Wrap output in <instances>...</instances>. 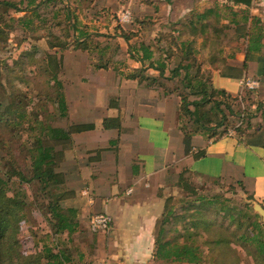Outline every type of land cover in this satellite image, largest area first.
Here are the masks:
<instances>
[{"label": "rangeland", "instance_id": "374dc122", "mask_svg": "<svg viewBox=\"0 0 264 264\" xmlns=\"http://www.w3.org/2000/svg\"><path fill=\"white\" fill-rule=\"evenodd\" d=\"M0 1L11 4L7 8L4 7L5 5L0 7V15L3 16L0 23L5 30V41L0 40V104H2L0 110L3 114L0 120V170L3 172L13 163L22 169L28 170L29 167L25 149L29 136L25 128L26 123L18 124L12 135L8 126V123L12 121V114L5 112L3 106L15 104L16 106H12V109L17 108L29 118L37 116L45 119L54 127H64L68 123V118L60 117L57 104L50 99L52 92L49 84H52V81L49 80V75L39 73L41 62H44L48 53H55L56 57L63 59L59 77L68 101L76 98V82L83 77V74L88 75L93 70L100 71L94 69V64L98 63L97 68H102L101 65L106 64L105 68L109 69L115 65L119 66L120 62L130 66L134 64V61L129 58L130 52L127 46L149 40L154 44L153 38L158 32L164 35L158 43L163 46L170 44L171 47H177L181 40L192 39L193 47L197 50L195 56L201 63L200 69L203 77H212V72L222 64L240 62L243 39L240 38V31H236V25L231 22V19L236 20L240 27L243 25L241 19L243 9L250 11L240 5H226L229 0H33V4L31 0ZM214 2L222 3L224 6L219 7L217 14H212L203 21L204 32L199 28V24L195 31H192L186 19L193 17L194 13L205 10ZM35 4H38L37 14L32 8ZM233 11L238 15L231 16L230 13ZM256 17L262 19L264 16L256 15ZM23 19L26 22H23ZM261 21L264 33V21ZM80 30L90 34L88 48L75 46L72 42ZM50 34L55 35V38L52 39ZM128 35L130 37L126 40L125 37ZM48 41L63 43L66 47H49ZM220 48L223 49L221 54L218 53ZM171 62L169 64L174 65L176 60L172 58ZM35 72H38L39 76L36 77ZM107 80L110 81L109 76L102 80L103 83L100 80L96 81L94 85L96 95H104L110 89L111 84L103 90ZM260 89V85L253 90L242 87L240 94L235 98L230 96L227 99L228 105L224 104L222 108L225 110L229 106L237 113L242 111L255 113V116L251 117V123L264 125V120H262L264 96ZM259 101H263L260 106H258ZM211 104L209 102L207 105ZM238 123L240 120L237 115L229 114L228 119L225 120L227 124L225 128L228 127L227 133L233 131V127ZM214 124L215 122L210 123L211 126ZM221 129L222 127L218 128L216 133H219ZM216 136L217 134L210 137L215 138ZM56 169L65 172L66 161L60 160ZM183 177L195 186L198 195L202 194L208 198H227L231 205H234V212L237 209H244L246 205L249 212L258 213L253 201L249 200V191L245 190L239 182L198 178L187 170L184 171ZM16 186H20L25 191L26 198L31 203L28 218L19 222L16 234L19 251L23 254H31L39 252L43 246H48L53 251L63 250L73 259L71 264H98L99 252L93 245L95 236L89 228V223L94 215L104 212L83 213L77 197L74 195L68 198L67 193L59 203L63 208L69 206L78 208L77 231L71 235L65 231L54 234L48 223L50 214L45 207L53 194L61 192L64 187L60 189L52 187L44 191L36 182L19 183ZM70 187L71 185L69 186L66 181V190ZM171 198L167 205L168 207L174 206V215L170 222L163 226L165 238L178 242H186L190 237L196 238L198 242L196 244L201 246L202 250L200 262L196 264H213V259L218 254L214 242L210 240L211 233L204 230L198 231L200 227L195 229L187 224L185 228H189V236L184 234V224L190 219V215L198 213L215 221V225L222 226L220 230L236 249V254L232 253V255L239 258L240 264H255L248 252L249 247H244L241 244L242 240H238V233L241 236L243 230L237 232L232 219L219 211L216 205L217 209L200 211L199 208H193L199 204L193 203V210H188L184 205L190 198L184 195L181 188L176 195H171ZM259 220L262 221L261 216ZM241 221H243L242 218ZM228 262L233 264L235 261Z\"/></svg>", "mask_w": 264, "mask_h": 264}, {"label": "crops", "instance_id": "0c3cea01", "mask_svg": "<svg viewBox=\"0 0 264 264\" xmlns=\"http://www.w3.org/2000/svg\"><path fill=\"white\" fill-rule=\"evenodd\" d=\"M249 9L252 15L264 16V0H252ZM244 59L242 46L240 62L227 64L240 67ZM222 68L212 72L215 88L239 95L240 79L248 76L259 80L264 96V44L248 55L241 75L223 74ZM94 69L100 71L83 74L76 82V98L66 100L68 124L94 127L72 134L64 161L67 184L75 190L82 212H104L111 218L107 231L94 234L98 264H186L161 262L155 255L157 221L166 198L179 192L178 180L185 170L198 178L239 182L253 203L264 208V146L249 144L234 132L215 138L195 134L192 151L186 153L177 95L146 88L113 68L94 64ZM107 76L110 81L103 90L111 84L110 89L96 95V81L103 83ZM108 118L115 122H104ZM200 150L204 154L193 157Z\"/></svg>", "mask_w": 264, "mask_h": 264}, {"label": "trees", "instance_id": "16d2710c", "mask_svg": "<svg viewBox=\"0 0 264 264\" xmlns=\"http://www.w3.org/2000/svg\"><path fill=\"white\" fill-rule=\"evenodd\" d=\"M31 1L33 4V0ZM230 4L231 6L240 5L249 9L252 0H229L226 5L230 6ZM3 5L7 8L11 4L0 1V7H3ZM37 6L38 4H35L32 7L35 13ZM222 6H224L222 3L214 2L211 6L206 7L205 10L194 13L193 17L186 19L188 26L191 27L192 31H195L197 24H199V28L204 32L205 25L203 21L210 15L217 14L219 7ZM243 10V13H241L243 25L238 27V23L234 19H231V22L236 25V31H240V38L243 39L245 59L240 67L231 66L227 63L222 64L223 68L221 70L223 74L241 75L246 70L248 55L253 51H260L263 46L262 39L264 38V33L261 19L256 17V15H252L249 10ZM230 14L231 16L238 15L235 11ZM2 17L0 15V21ZM23 22H26V20L23 19ZM4 32L5 30L0 23L1 41H5ZM89 35V33L80 30L78 35L72 39V42L75 43V46L88 48ZM50 36L52 39L55 38V35L50 34ZM163 36V33H156L153 38L154 44L149 40L148 42L140 41L134 45L127 46L130 52L129 58L138 63L139 67L127 66L126 63L120 62L119 66L121 68L115 65L113 69L124 78L137 79L146 88L154 89L160 87L164 93L173 92L179 97L178 119L180 130L183 133V143L186 153L192 151L190 141L195 134L206 135L207 137L216 134L217 136L227 134L228 127L225 128L227 125L225 124V120L228 119L229 114H236L240 120V123L234 126L231 132L236 133L237 136H240L249 144L264 146V125H253L251 123V117H254L255 113L244 111L237 113L229 106L225 110L222 108L224 104L228 105L227 99L231 95L222 89L215 88L212 84L211 76L203 77L200 69L201 63L195 56L197 50L193 47L194 41L192 39H184L177 44V47H171L170 44L163 46L158 44L160 38ZM129 37L130 35L126 36L125 39L128 40ZM215 37L217 38V34H215ZM48 43L49 47H66L63 43L52 41H48ZM222 51V48L218 49V53L221 54ZM100 53L103 55L102 51ZM172 58L176 60L174 65L169 64ZM99 61H101L100 57ZM41 64L39 67L40 72H38L42 75H49V80L52 81V84H49L52 92L50 99L53 103L57 104V111L60 117L67 119L66 98L63 84L59 77L63 59L62 57H56L55 53H48L46 59ZM105 65H101V67L105 68ZM148 70L155 71L156 75L149 74ZM38 72H35L36 77L39 76ZM235 97L233 96V98ZM209 102L212 104L208 106ZM262 102L259 101L258 106ZM12 106L16 105L9 104L3 106V109L5 112L12 114V121L8 123L12 135H14L18 124L21 122L26 123L25 128L28 130L29 136L25 149L27 151L29 167L26 170L13 163L10 164L5 172L0 170V264H71L73 259L65 254L63 250L53 251L48 246H43L39 252L31 254H23L19 251L16 234L19 222L27 219L30 214L31 203L27 200L25 191L20 186H16V184L36 182L44 191L52 187L57 189L64 187L61 192L58 191L53 194L52 199L48 201L45 207L50 214L48 223L54 234L65 231L68 235H71L76 232L78 226L76 220L78 208L76 206L63 208L59 203L65 194L68 193L66 197L72 198L76 192L73 189L66 190L65 172L56 168L58 167V162L65 158V150L72 141V134L90 130L94 127V124L67 123L65 127H54L46 122L45 119H40L37 116L29 118L27 114L19 111L17 108L12 109ZM1 107L2 104H0V109ZM25 117L26 120L23 121ZM2 118L3 114L2 110H0V120ZM262 120H264V116ZM105 121L115 122V119L108 118ZM212 122H215L214 126L210 125ZM221 127L222 129L219 133H216V130ZM203 154V151L200 150L192 155L197 158ZM178 186L184 195L190 198L189 201H186V205H184L186 209L191 211L193 208H199L200 211L203 209L213 210L217 206L219 211L223 212L225 216H229L237 232L243 230L241 236L238 233V240H242L241 244L244 247H249L251 251L249 250L248 252L255 264H264V220H259V213L249 212L246 205L243 207L244 209H237L234 212V205H231L227 198H208L202 194L198 195L195 186L183 177V173L178 180ZM191 195H194V197H191ZM170 199H172L171 196L166 198L164 212L161 219L157 221L156 259L161 262L196 264L200 262L202 252L201 246L199 247L196 244L198 243L196 238H187L186 242H178L165 238L166 234L163 226L164 224H168L174 215V206L168 207L167 205ZM249 200H252L251 195L249 196ZM193 203H198L199 205L194 206ZM192 206L194 207L192 208ZM241 218L243 221H241ZM214 222L207 219L202 213L192 214L190 215V219L184 224V234L186 233L189 236L190 230L189 228H185L187 224L195 229H199L200 227L198 231L204 230L207 233H211L210 240L214 242L217 250L218 254L213 259V264H231L228 261L232 260L235 261L233 264H240L239 258L232 255V253L236 254V249L232 247L231 241L220 230L222 226L215 225Z\"/></svg>", "mask_w": 264, "mask_h": 264}, {"label": "built area", "instance_id": "2783aa9c", "mask_svg": "<svg viewBox=\"0 0 264 264\" xmlns=\"http://www.w3.org/2000/svg\"><path fill=\"white\" fill-rule=\"evenodd\" d=\"M240 84L242 85V87H248L249 89L253 90L257 88L260 83L256 78L245 76L240 79ZM110 222L111 218L106 213L97 214L91 218L89 228L93 233L107 231Z\"/></svg>", "mask_w": 264, "mask_h": 264}, {"label": "water", "instance_id": "95a60500", "mask_svg": "<svg viewBox=\"0 0 264 264\" xmlns=\"http://www.w3.org/2000/svg\"><path fill=\"white\" fill-rule=\"evenodd\" d=\"M254 208L260 214V216L262 217V220H264V208L258 203L254 204Z\"/></svg>", "mask_w": 264, "mask_h": 264}]
</instances>
